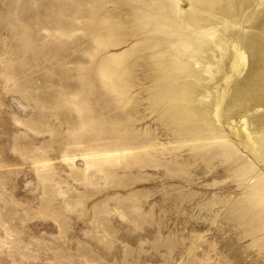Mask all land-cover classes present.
<instances>
[{
	"label": "rangeland",
	"instance_id": "374dc122",
	"mask_svg": "<svg viewBox=\"0 0 264 264\" xmlns=\"http://www.w3.org/2000/svg\"><path fill=\"white\" fill-rule=\"evenodd\" d=\"M203 3L0 0V264H264L235 208L264 179V105L230 111L253 30ZM185 108L226 156L180 134Z\"/></svg>",
	"mask_w": 264,
	"mask_h": 264
},
{
	"label": "bare ground",
	"instance_id": "6f19581e",
	"mask_svg": "<svg viewBox=\"0 0 264 264\" xmlns=\"http://www.w3.org/2000/svg\"><path fill=\"white\" fill-rule=\"evenodd\" d=\"M263 0H254L250 5L243 0H204L202 4L209 11L215 12L223 19L233 20L235 24L240 26L251 25L253 30L252 35L239 40L238 44V59L241 65H246L250 61V75L245 80L241 89V98L239 103H235L230 107V111L242 114L244 110H249L252 107H261L264 105V10L257 11L255 6L261 5ZM255 5V6H254ZM251 7H253L251 9ZM250 9V10H249ZM166 13L163 9H159L152 13L154 18L160 19ZM236 32L233 34L235 38ZM172 60L175 61L174 55ZM255 85V86H254ZM184 89V88H183ZM178 91L177 98L188 102L192 100V96L188 92ZM257 109V108H256ZM264 110V107L263 109ZM238 114V115H239ZM208 115L202 111L201 113L192 109L185 108L176 118L173 119L174 126L181 129L180 134L187 141L194 143H203L207 148L216 147L222 149L225 155L226 145L215 146L216 141L222 140L217 133H212L208 126ZM226 116V115H225ZM264 118V115H263ZM244 121V125L247 120ZM264 122V120H263ZM260 126V125H259ZM244 131L247 133L246 125ZM252 134V133H251ZM251 134L247 135L248 140L252 143ZM253 145L264 150V140ZM203 147V148H206ZM224 147V148H223ZM201 149V148H199ZM226 156V155H225ZM230 155L228 154V158ZM227 158V157H226ZM244 170V168H241ZM244 197L235 203V208L240 216H250L254 220L257 233L264 230V179L257 178L251 183L250 191L245 193ZM257 238V237H256ZM256 241V239H255ZM260 248H264V240L257 239Z\"/></svg>",
	"mask_w": 264,
	"mask_h": 264
}]
</instances>
